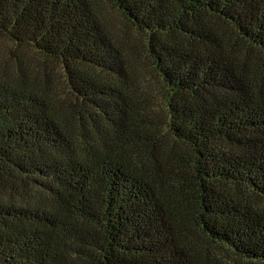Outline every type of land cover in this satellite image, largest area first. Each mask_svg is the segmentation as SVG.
Wrapping results in <instances>:
<instances>
[{
    "label": "trees",
    "instance_id": "1",
    "mask_svg": "<svg viewBox=\"0 0 264 264\" xmlns=\"http://www.w3.org/2000/svg\"><path fill=\"white\" fill-rule=\"evenodd\" d=\"M109 1L0 0V264H264V0Z\"/></svg>",
    "mask_w": 264,
    "mask_h": 264
},
{
    "label": "rangeland",
    "instance_id": "2",
    "mask_svg": "<svg viewBox=\"0 0 264 264\" xmlns=\"http://www.w3.org/2000/svg\"><path fill=\"white\" fill-rule=\"evenodd\" d=\"M101 2L102 8L110 23H112L116 28L121 29L122 33L126 34L127 36H131L132 30L127 27L123 18L119 16L118 13L111 7L110 1L101 0ZM132 42L139 47V42L137 40L132 39ZM18 58H20L24 63H32L33 59L36 58V55L28 48L16 47L5 38L0 37V67H9L13 65ZM150 80L152 81L153 88L157 90L159 84L156 83V79L151 76ZM158 112L163 113L160 107L154 108L150 113L155 114L154 118L156 119L158 118L156 114H160ZM197 239L199 240V242H202L205 245H202L203 247H206L209 251L216 252L220 256V258L227 261V264H243V261H241L231 251L225 250L224 245H220L218 243H206L203 237H198Z\"/></svg>",
    "mask_w": 264,
    "mask_h": 264
}]
</instances>
